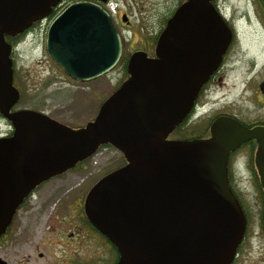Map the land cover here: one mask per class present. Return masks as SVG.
Wrapping results in <instances>:
<instances>
[{"label":"water","instance_id":"1","mask_svg":"<svg viewBox=\"0 0 264 264\" xmlns=\"http://www.w3.org/2000/svg\"><path fill=\"white\" fill-rule=\"evenodd\" d=\"M62 1L0 0V106L6 97L10 104L18 97L4 36L46 19ZM213 1L185 0L160 33L155 56L132 53L128 78L85 126L72 129L32 111L8 116L14 135L0 141V235L30 189L109 145L126 164L88 191L84 213L116 248L117 264L233 263L246 217L228 184L227 158L255 140L254 166L264 193V128L220 119L210 139H168L230 42ZM45 51L68 78L83 83L119 63L122 42L109 14L83 0L51 21Z\"/></svg>","mask_w":264,"mask_h":264},{"label":"flooded vegetation","instance_id":"2","mask_svg":"<svg viewBox=\"0 0 264 264\" xmlns=\"http://www.w3.org/2000/svg\"><path fill=\"white\" fill-rule=\"evenodd\" d=\"M86 1L100 4L98 0ZM184 1L178 2L179 6ZM212 5L230 31V42L221 56L218 67L200 88L192 109L178 125V139L170 140L210 139L211 127L220 119L234 120L247 129L264 128V4L261 0H242L239 5L229 0H214ZM126 15L121 12L114 20L118 33L119 24L124 25L122 20ZM253 18L259 30L248 29L245 34L240 33L239 26L242 24L251 26ZM37 24L38 21L33 22L26 31H23L22 37L32 35ZM9 38L10 36H4L8 44ZM153 43L152 39L145 38L143 46L137 49L130 46L127 53L139 51L144 52L147 57H154L156 42ZM124 52L125 46L122 45L121 59ZM45 56L48 58L46 52ZM9 59L12 86L17 90L18 97L12 99L10 104L8 96L0 106V141L10 139L14 135V127L8 116L22 111L42 113L34 103V97L29 94L31 88L28 91L25 89V86H29L30 81L34 82L37 76L31 69L24 70L20 66L22 59L16 45H10ZM48 60L50 61L49 58ZM32 88L34 89V86ZM197 107L200 109L198 113ZM253 144L255 150L252 152ZM256 148V141L250 140L229 153L227 158L229 186L231 182L234 185L238 179H246L255 187V174L251 163H254ZM73 169L35 185L23 197L0 235V264H40L41 261L42 264H117L119 259L117 250L114 251L113 245L89 225L85 216L84 200L90 188L85 193L81 188L73 192L68 190L69 184L65 176ZM44 194L48 195V199L42 207L54 211L52 221L47 227L50 228L49 235L41 240L31 241L24 236L21 217L39 206ZM239 259L240 253L237 252L232 264H238Z\"/></svg>","mask_w":264,"mask_h":264},{"label":"rangeland","instance_id":"3","mask_svg":"<svg viewBox=\"0 0 264 264\" xmlns=\"http://www.w3.org/2000/svg\"><path fill=\"white\" fill-rule=\"evenodd\" d=\"M110 1L116 3L119 9L114 20L120 16L121 12L127 14L124 25L119 24L118 29L122 45L125 46V56L130 46L137 49L143 46L145 38L153 41L156 37L158 38L181 0ZM229 1L235 5L242 2V0ZM51 21L52 18L48 17L38 22L32 35L22 37L16 44L22 59L20 66L24 70L31 69L37 76L34 82L30 81L29 86H25V89L28 91L31 88L29 94L34 97V103L47 117L72 128H81L95 118L102 103L119 85L124 76L122 61L103 77L90 82L74 83L68 80L64 73L45 56L44 39ZM250 25H240V33L245 34L248 29L259 30L254 19ZM230 98L231 96L228 97ZM101 151L102 155L79 164L65 176L69 184L68 190L73 192L81 188V191L85 193L103 176L122 166L123 156L119 151L112 147H104ZM236 190L243 201L247 217V233L241 245L238 264H264V231L260 217L261 197L246 179L236 180ZM47 199V194L42 195L39 206L21 217L24 224V236L31 241H38L49 235L50 228L47 227L52 221L54 211L51 208L42 207Z\"/></svg>","mask_w":264,"mask_h":264},{"label":"trees","instance_id":"4","mask_svg":"<svg viewBox=\"0 0 264 264\" xmlns=\"http://www.w3.org/2000/svg\"><path fill=\"white\" fill-rule=\"evenodd\" d=\"M74 1H77V0H64L63 2H62V4L60 5V6H57V7H55V8H52L51 9V14L49 15V18L51 19V18H54L60 11H61V9L64 7V5L65 4H67V3H70V2H74ZM182 1V0H181ZM180 1V2H181ZM179 2V3H180ZM159 33H160V31H159ZM23 35L22 34H19V35H16V36H14V37H10L9 38V44L10 45H12V46H14V45H16V43L21 39V37H22ZM156 40H157V37L155 38V40H154V43L153 44H155V42H156ZM128 57H129V54H127V55H125L124 57H123V59H122V67H123V78L121 79V81H120V83H119V85L116 87V89L115 90H117L118 88H119V86L122 84V82L123 81H125L127 78H128V73H127V71H126V65H127V60H128ZM178 131H179V128H178V125L174 128V130H173V132L170 134V136L168 137V139H170V138H173V139H178ZM107 147H111V146H109V145H106ZM255 150V144H253L252 145V152ZM88 160H90V158L89 159H87V160H85V161H83L82 163H85L86 161H88ZM252 160H253V156H252ZM126 163V161H125V159H124V157H122V164L121 165H123V164H125ZM81 164V163H80ZM79 165V164H78ZM77 165V166H78ZM251 168H252V170L254 171V174H255V180H254V183H255V191H257L258 192V194L260 195V197H261V206H262V208H261V227H262V229H263V231H264V193H263V190H262V188H261V185H260V182H259V177H258V174H257V171H256V169H255V166H254V163L252 162L251 163ZM229 182V181H228ZM230 188H231V190H232V193L235 195V197L237 198V200L241 203V204H243V201H242V199H241V197H240V194L239 193H237L236 191V185L234 184L233 185V182H231L230 183ZM234 188V189H233ZM242 208H243V205H242ZM243 210H244V213H245V209L243 208ZM246 219H247V217H246ZM89 225H91L90 223H89ZM247 233V232H246ZM246 235V234H245ZM245 239V238H244ZM242 245V244H241ZM241 245L238 247V252L240 253V249H241ZM113 247V249H114V251H116V248L114 247V246H112Z\"/></svg>","mask_w":264,"mask_h":264},{"label":"built area","instance_id":"5","mask_svg":"<svg viewBox=\"0 0 264 264\" xmlns=\"http://www.w3.org/2000/svg\"><path fill=\"white\" fill-rule=\"evenodd\" d=\"M108 8H109V11H110L112 14H115V8H116V6H115L114 4H110V5L108 6Z\"/></svg>","mask_w":264,"mask_h":264}]
</instances>
